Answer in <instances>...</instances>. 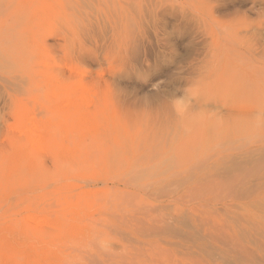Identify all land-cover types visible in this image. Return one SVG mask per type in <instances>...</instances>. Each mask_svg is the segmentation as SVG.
Instances as JSON below:
<instances>
[{"label":"rangeland","instance_id":"obj_1","mask_svg":"<svg viewBox=\"0 0 264 264\" xmlns=\"http://www.w3.org/2000/svg\"><path fill=\"white\" fill-rule=\"evenodd\" d=\"M36 2L0 0V264H264V0Z\"/></svg>","mask_w":264,"mask_h":264},{"label":"bare ground","instance_id":"obj_2","mask_svg":"<svg viewBox=\"0 0 264 264\" xmlns=\"http://www.w3.org/2000/svg\"><path fill=\"white\" fill-rule=\"evenodd\" d=\"M44 2V0H38V2H36L37 4H36V6H38V4H40V6L42 5V7L40 8V10L42 9V11L44 10V8H45V3H43ZM39 6V7H40ZM39 9V8H38ZM44 12V11H43ZM75 93H78V92H80V93H78V94H76V95H79V94H81L82 93V95H83V98L85 99V98H87V97H89L90 95H91V92L89 91V90H87V89H84V88H80V89H78V90H75L74 91ZM82 98V99H83ZM59 115V114H58ZM69 117V116H68ZM70 119V118H69ZM85 123V122H84ZM70 124V123H69ZM52 128V127H51ZM52 130V129H51ZM54 135V134H53ZM57 135H58V133H57ZM59 138V137H58ZM51 139V138H50ZM49 143V142H48ZM85 199H87V198H85ZM72 202V201H71ZM85 205V204H84ZM36 213V212H35ZM64 217V216H63ZM53 230H56L55 228L53 229ZM52 230V231H53ZM56 232V231H55ZM45 236V235H44ZM46 239V238H45Z\"/></svg>","mask_w":264,"mask_h":264}]
</instances>
